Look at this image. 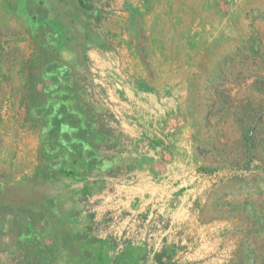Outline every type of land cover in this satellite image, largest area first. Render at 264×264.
<instances>
[{
	"label": "rangeland",
	"instance_id": "1",
	"mask_svg": "<svg viewBox=\"0 0 264 264\" xmlns=\"http://www.w3.org/2000/svg\"><path fill=\"white\" fill-rule=\"evenodd\" d=\"M0 39V264L47 226L44 206L74 211L71 230L117 253L139 247L98 208L144 171L175 173L194 223L212 229H188L189 246L175 234L169 262L264 264V0H0ZM49 46L62 66L44 80L60 96L78 83L104 129L98 152L63 103L45 128L25 122V66Z\"/></svg>",
	"mask_w": 264,
	"mask_h": 264
},
{
	"label": "trees",
	"instance_id": "2",
	"mask_svg": "<svg viewBox=\"0 0 264 264\" xmlns=\"http://www.w3.org/2000/svg\"><path fill=\"white\" fill-rule=\"evenodd\" d=\"M5 50V44L0 39V67ZM61 66L58 49L51 46L40 48L38 57L31 56L27 61L21 100L25 110V122L34 129L45 128L50 117L49 109H55L63 103L80 116L83 123L81 129L84 131L85 127L88 133L87 138H84L85 142L98 152L102 147L104 129L98 128V114L95 116L93 108L84 104L85 101L78 93V83L70 78L73 94L60 96L55 95L44 80L47 73ZM58 123L65 133H68V128L74 129L69 123ZM61 145L67 147L65 142ZM42 209L47 226L33 232L29 230V233L23 236L21 245L10 258L11 264H143L146 248L127 245L117 253L118 244L115 240L99 239L88 233L71 230L69 219L77 215L74 211L64 214L57 212V208L44 206ZM168 249L164 248L154 255L156 264H172L168 257L173 253ZM88 252L91 254L88 255Z\"/></svg>",
	"mask_w": 264,
	"mask_h": 264
},
{
	"label": "crops",
	"instance_id": "3",
	"mask_svg": "<svg viewBox=\"0 0 264 264\" xmlns=\"http://www.w3.org/2000/svg\"><path fill=\"white\" fill-rule=\"evenodd\" d=\"M174 174L168 172L162 180L155 181L149 171L138 172L135 183L116 186L113 193L104 196V206L98 210L117 212L120 217L115 223L120 237L126 234V230H131L140 238L137 242L139 247L146 246L147 242L154 244V255L166 247L179 231L185 233L181 245L189 246L188 229L190 233L200 227L201 231L210 232L212 229L194 223L192 203L187 196L191 191L181 180H173Z\"/></svg>",
	"mask_w": 264,
	"mask_h": 264
}]
</instances>
